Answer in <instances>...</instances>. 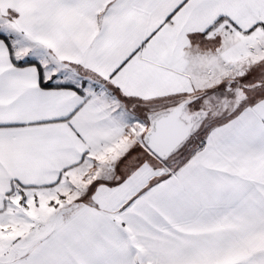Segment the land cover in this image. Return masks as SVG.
Returning a JSON list of instances; mask_svg holds the SVG:
<instances>
[{
  "label": "snow or ice",
  "instance_id": "obj_1",
  "mask_svg": "<svg viewBox=\"0 0 264 264\" xmlns=\"http://www.w3.org/2000/svg\"><path fill=\"white\" fill-rule=\"evenodd\" d=\"M0 264H264V0H0Z\"/></svg>",
  "mask_w": 264,
  "mask_h": 264
}]
</instances>
